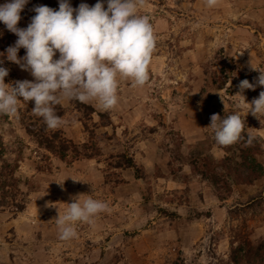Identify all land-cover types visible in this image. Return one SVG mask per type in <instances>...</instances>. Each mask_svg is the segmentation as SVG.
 <instances>
[{
    "label": "rangeland",
    "instance_id": "obj_1",
    "mask_svg": "<svg viewBox=\"0 0 264 264\" xmlns=\"http://www.w3.org/2000/svg\"><path fill=\"white\" fill-rule=\"evenodd\" d=\"M69 3L77 8L97 0ZM40 5L58 10L59 0H29L17 26L26 28ZM138 14L150 17L156 37L149 81L134 87L118 76V104L108 111L96 101L85 103L93 112L62 100L67 124L46 133L60 132L92 158L70 151L62 159L39 144L45 122L33 113L34 101L20 98L17 113L0 119V174L11 165L19 180L7 183V196L0 190V246L20 251L11 258L0 251V264H175L179 258L230 264L232 242L256 247L264 240V177L252 185L231 180L230 196L221 200L219 192L228 189L195 171L207 169L201 158L241 162L248 145L221 146L209 127L213 114L234 112L245 121L243 135L262 146L257 158L264 165V114H247L246 104L264 86L238 94L240 81L254 83L258 69L264 71V0H218L211 8L206 0H145ZM4 27L0 22V33ZM11 35L14 45L18 37ZM25 54L21 48L18 57ZM0 66L9 69L6 84L34 80L7 59ZM130 158L142 178L127 165ZM89 196L108 209L92 224L76 222L75 238L59 239L55 219L74 198Z\"/></svg>",
    "mask_w": 264,
    "mask_h": 264
},
{
    "label": "clouds",
    "instance_id": "obj_2",
    "mask_svg": "<svg viewBox=\"0 0 264 264\" xmlns=\"http://www.w3.org/2000/svg\"><path fill=\"white\" fill-rule=\"evenodd\" d=\"M28 2L9 0L0 5V22L18 37L6 49V59L34 77L6 84L9 69L0 66V115H15L20 98L34 101L33 113L43 118L48 129L57 130L67 124L56 112L62 100L96 101L108 111L118 104V76L130 79L134 87H143L149 81L156 37L150 17L138 14L145 0H107L106 8L103 0H97L94 6L81 3L77 8L69 0H59L58 10L35 6L32 11L36 15L26 28H20L17 26L20 14ZM217 2L206 0L210 8ZM21 48L26 54L18 57ZM57 52L59 57L54 59ZM258 71L254 83L247 79L240 81L238 94L264 86V71ZM246 104L247 114L251 112L257 118L264 114V91ZM210 120L217 144L228 147L245 139V121L238 113L224 118L213 114ZM254 139L248 134L246 144L251 145ZM78 197L55 219L61 240L77 236L76 222L92 224L97 214L108 209L106 202L91 196L81 202Z\"/></svg>",
    "mask_w": 264,
    "mask_h": 264
},
{
    "label": "trees",
    "instance_id": "obj_3",
    "mask_svg": "<svg viewBox=\"0 0 264 264\" xmlns=\"http://www.w3.org/2000/svg\"><path fill=\"white\" fill-rule=\"evenodd\" d=\"M7 1L8 0H0V5L6 3ZM9 46H13L12 35L5 26L3 29V33H0V53H4L5 55H0V60H6V49ZM72 101L76 102L80 108L87 107L88 109H91V111L96 112L94 108H92L91 106H87L85 103H80L76 100ZM64 111L65 109L62 104L56 106L57 115H60L62 117L64 115ZM100 115L104 116V114ZM6 117H8V115H0V119ZM32 126L33 124L31 125V127ZM31 127H28L27 131L30 133V135L33 136L34 131ZM47 131L48 128L46 124H44L43 130L41 131L42 134L36 135V140L39 144L45 145L50 152L59 155L62 159H66L67 153L70 151H73L75 154L82 153L87 158L93 157L92 154L88 153V149L85 148V152H81L80 150H78V146H76L74 143L64 141L60 136V132L46 134ZM247 135L248 134L244 135L245 139H242L241 142L246 144ZM0 147L1 149H4V144L1 140ZM262 150V146L254 144L248 145L247 147L241 149V162H239L238 160V162L235 163L236 166L233 165L234 163L232 164V159L229 157L225 158L221 162L210 161L207 158H201L200 162L203 163L207 167V169L203 170L201 168L195 167V171L199 173V175L212 181V183L218 188V190L227 188L228 192H219V197L221 198V200H226L228 199L227 197L230 196L231 180L239 184L252 185L258 179L264 177V165L257 158V155L261 154ZM126 163L130 168L135 169L136 177L138 179L142 178L141 169L137 166L133 159L130 158ZM195 164L198 165V162ZM219 167H222L226 172L220 173ZM15 170L16 168H12L11 165L5 164L3 172L0 174V179L1 177L5 179L4 181L0 182V190L2 191V196L4 197L7 196V183H10L13 187L18 186L19 184V180L15 176ZM25 208V205L21 206L18 212H23ZM232 244L233 245L229 261L230 264H256L258 259L262 261L264 260V240L256 247L253 246L252 242H250L249 240H244L241 242L234 241L232 242ZM175 264L187 263L184 259L179 258V260Z\"/></svg>",
    "mask_w": 264,
    "mask_h": 264
},
{
    "label": "crops",
    "instance_id": "obj_4",
    "mask_svg": "<svg viewBox=\"0 0 264 264\" xmlns=\"http://www.w3.org/2000/svg\"><path fill=\"white\" fill-rule=\"evenodd\" d=\"M15 222V223H14ZM13 224H11V225H14V226H16L17 224H16V220H14L13 222H12ZM17 227H18V225H17ZM7 247V246H6ZM13 250H14V248H13ZM12 250V251H13ZM0 251L3 253V255L5 254L8 258H11V256H12V251H10L9 252V250H7V248H5V247H2V246H0ZM20 251L19 250H14L13 251V254L15 253V254H18ZM11 264L13 263L12 261L10 262Z\"/></svg>",
    "mask_w": 264,
    "mask_h": 264
}]
</instances>
